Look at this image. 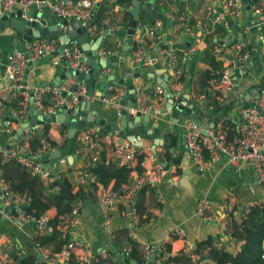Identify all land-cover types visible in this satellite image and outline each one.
Returning a JSON list of instances; mask_svg holds the SVG:
<instances>
[{
  "label": "built area",
  "instance_id": "2783aa9c",
  "mask_svg": "<svg viewBox=\"0 0 264 264\" xmlns=\"http://www.w3.org/2000/svg\"><path fill=\"white\" fill-rule=\"evenodd\" d=\"M161 1L164 2L165 0ZM254 1L256 2L254 3ZM97 2L98 0H85L76 4L73 0H57L46 3L54 16L65 21H71L77 29L87 23L86 33L92 37L99 34L98 27L92 24L96 14ZM247 5H252L250 8L253 17L251 27L247 25ZM201 8L202 14L190 11L192 26L182 28L176 19L171 18L172 25H170L168 35L172 37V40L175 41L185 36L193 39L194 44L187 49L182 60L176 56L174 50L166 48L165 55L166 58H169L167 70L170 74L168 91L159 85L154 86L150 91L137 87L134 89L136 104L128 109L130 115H143L149 111L159 113L160 108L165 106L168 98L171 97L176 100L183 97L185 88L182 79L185 78L188 70L181 68L179 64L190 63L192 56L198 50V46L203 43V40L212 46L215 61L222 65L219 78L213 81L214 87L221 94V100L227 99L233 91V72L236 69H240L242 72L247 71L251 65V28H256L261 36L257 40L262 41L261 52L264 63V0H203ZM17 9H20L21 17L26 21H38L36 15L41 12L40 0H0V18L8 17ZM229 22H232V26L229 25ZM234 26H238V29L235 30ZM65 29H63L64 32ZM179 29H182L181 34ZM153 32L147 30L150 37ZM119 44V40H116V46ZM23 45L9 55L6 71L3 75L0 73V80L4 77L10 80L9 85L0 87V119L5 120L4 131L7 134L12 133V127H21L23 119L29 114L31 105L40 115L50 117L63 109L66 112H74L81 102H89L91 99L84 84L77 86L76 92L69 91L70 87L77 84L75 77L66 79L58 86H40L32 91L26 84L27 58L31 61L43 58L55 52L59 47V42L56 39L49 41L39 38L30 41L23 40ZM80 55L79 43L75 40L71 41L62 53V59L66 62V70L78 71L79 73H87L90 70L85 62L80 61ZM110 55L111 52L107 50L100 52V56L103 58L110 57ZM131 62L135 69L145 68L149 65L148 58L139 47L133 51ZM105 73L107 75L108 71ZM244 75L246 76V74ZM109 90L111 91L112 87ZM67 93H71L69 98L65 96ZM150 93L155 98L152 104L146 105L144 101ZM122 95V89L117 88L104 101L109 106L121 110L123 108L119 105V101ZM13 98L21 99L19 110L7 109V103ZM45 98L52 102L49 107L43 103ZM189 102L206 104V107L208 105V109H211L208 100L203 95L190 92ZM237 111L235 124L223 121L213 125L212 128L203 130L191 119L181 122L183 140L187 146L191 164L199 173H203L217 164L250 167L257 183L264 190V153L262 152L264 149V90L261 89L260 94L256 97H248ZM52 125L56 126L55 124ZM39 127L26 130L25 135L15 139L9 148L0 155L5 161H14L31 175L38 177L40 182L47 187L46 191L54 193V184L58 180L55 173L60 171L55 166L56 172L53 173L52 169L42 162V158L58 149L52 147L45 139L41 141V147L35 152L26 147V142L40 132ZM74 145L73 155L75 158H82L75 180L83 186L86 193L88 192V169L98 161L101 155L105 156L106 164L115 162L129 171H134L133 181L125 187L124 193L117 194L102 187L96 192V213L103 217V225L105 226L110 224L109 212L112 207L119 202H129L135 208V198L138 191L145 186L154 189L160 182L162 173H164L159 163H155L150 172L139 174L135 171L138 166V156L143 155L145 161L152 156L151 151L149 148L137 147L117 132L101 134L97 127L90 126L77 134ZM28 203L29 199L26 195L10 190L3 179L0 168V215L15 223H31L35 233L46 230L50 219L49 214L38 213L32 207L30 209ZM236 205L237 202L233 195H229L222 205L227 219L220 222L219 233L228 239L230 217L236 213L234 211ZM261 206L264 208V194L262 198H257L244 207L241 215L236 219L237 222L240 223L244 220L245 213L249 208ZM80 208L81 204L76 205L73 211L64 217V224L57 227L58 231L62 233V239L65 240V245L61 251L50 255L45 248L35 245V252L42 259L41 261L37 259L34 264H92L94 256L91 245L74 235V230L81 218ZM195 214L207 223L216 220V208L205 197L198 200ZM173 234L177 237H183L178 231ZM164 245L165 242L156 246L143 245L140 248L143 253L141 264L150 262L154 250H158L156 255H159L160 252H167ZM215 245L218 249L223 248L221 241H216ZM128 250L129 248H126L123 252L127 254ZM14 251V246L9 243L7 250L0 254V264H11V255ZM186 254L190 257L195 256L189 249ZM17 255H20L18 251ZM110 257H112L110 253H100L95 259L101 261ZM155 264H161V259L157 260Z\"/></svg>",
  "mask_w": 264,
  "mask_h": 264
},
{
  "label": "crops",
  "instance_id": "0c3cea01",
  "mask_svg": "<svg viewBox=\"0 0 264 264\" xmlns=\"http://www.w3.org/2000/svg\"><path fill=\"white\" fill-rule=\"evenodd\" d=\"M48 1L55 2L57 0ZM73 1L79 4L85 0ZM141 3H149L151 5V10L156 14H162L171 25V18L176 19L181 26L184 23L185 16H188L191 20L190 11H195L196 14H202L203 12L201 8L203 0H165L164 2L161 0H142ZM132 7L133 0H98L96 6V19H98V22L101 24L99 34L92 37L89 36L88 44L83 46L84 50L81 49V54L84 55L85 59L92 58V51L90 49H94L95 43L90 42L96 41L97 38L102 35L105 26L109 31L120 32L122 34L120 38L114 35H106V37L103 38L97 58L100 60L110 58L112 60V65L109 68L101 70L102 76L95 81L94 95L89 102H85V111L88 114L93 113L101 117L100 123L106 133L110 132V125H117L120 128L121 122L119 120V114L122 109L118 110L115 107L109 106L104 99L111 95L114 90L120 88L123 91L120 100L124 96L127 97L125 106L122 107L126 109V107L130 105L131 99L134 97V95L128 94L127 81L129 79H132L135 89L141 87L146 89L145 91H150L156 85L163 86L164 73L168 75V78L170 77L168 70L163 72L166 61V48H163L164 45H179L181 48L175 49L174 53L182 60L187 53V49H189L187 48L185 50L183 46L189 43L191 48L194 44L193 39H189L187 42V37L185 36L173 41L172 37L168 35L170 26L168 29H163L160 20L156 18L152 19L148 16L145 17L144 14L147 12L138 14V24L135 34L130 36L128 31L131 29V25H128V22L124 20V14L125 11L131 10ZM43 17L46 20V17ZM65 30V33H67L68 29ZM147 30L154 31V35L150 37L147 34ZM146 36L149 37L148 44L145 43ZM56 40L59 42L58 38H56ZM74 40L78 42V38ZM116 40H119V46H116ZM261 43V40L258 41L256 47L260 52V61L263 67L261 74L257 75L254 68L250 65L247 71H243L246 76L244 75L236 81L233 80V86L238 89V98L230 99V96H228L232 106L228 109L227 116L231 123L235 124L237 121V110L241 106L240 101L245 102L248 97H255L251 92H254L256 88L261 90V87L264 85V63L262 59ZM79 45L82 46L81 44ZM137 47L145 49L143 52L149 62V65L145 68L135 69L131 62L133 51ZM157 47L162 48L161 51H159ZM19 48L20 46H17V40L11 29L0 31V73L2 75L5 73L8 66L9 55ZM101 50L111 52L110 57H101ZM205 50H210L211 53L212 46L203 40V43L198 46L196 53H202ZM195 54L192 56L190 63L179 64L181 68L188 70L184 81L182 79L184 88L193 65L195 69L191 81L197 77L198 72L208 69V58H204L203 61L201 60L198 62ZM64 69H66V65L61 58H54L46 65L33 67L32 70L26 73V84L32 91L43 84L49 86L57 76L64 74ZM105 71H108L107 75ZM135 74H139L140 77L134 78ZM110 78H113L116 85L112 86L111 91L108 89L107 95L102 99L106 84L109 83ZM249 79L251 81H249ZM235 82L237 86L234 85ZM9 84L10 80L8 78L4 77L0 80V87ZM61 84L62 83H60V85ZM165 84L166 88H168L169 80H167ZM190 92H192V85ZM70 94L71 93H67L65 95L66 98H69ZM172 99L171 97L168 98L165 106L160 108L159 113L150 116L147 127L136 129L128 128L124 131L123 136L124 138L131 136L136 137V144L150 149L152 156L144 161L142 173L150 172L154 164L158 163L154 155V153H156L162 162L172 167L170 173L171 180H168L165 174L162 173L158 185L154 189H151L152 191H147L150 193L146 194L144 202L145 213L147 215L144 217L148 219V222L145 224L138 225V219L135 217V208L129 202H119L112 207L109 212L110 224L108 226L103 225V217L96 213L97 201L95 206H88L90 215L86 217H82L81 215L80 221L74 230V235L76 238L83 239L91 245L92 254L94 256L92 264H132L122 256V251L129 248L130 241L133 242L136 249L140 250L145 244L148 246H156L164 242L167 244L169 235L176 231L180 232L183 237H177L172 241L170 246L171 255L183 252L191 258L193 262H197L199 261L198 259H200L199 257H205L207 255L208 249L206 247H200L199 254H195L194 257H190V255L186 254V251L189 249L194 253L193 250L196 249L197 243L207 239H211L214 243L216 241H221L224 251L229 255L236 254L237 252L240 244H234L230 237L228 239L219 233L220 222L227 219L225 211L222 208L223 202L229 195L235 197L237 205L234 208L236 213H234L233 216L237 219L241 215L247 201H253L263 197V195H261L262 191L258 183H256V185L252 183L253 180L255 182L257 181L250 167H233L217 164L203 173H199L193 168L188 149H186L187 146L183 140L181 122L191 119L203 130L212 128L214 123L206 119V116H197L198 111L201 114H203L202 112H206L208 105L206 107V104L202 105L200 103L202 107H198L192 105L188 101L185 107L189 110V115L186 108H184L182 112L178 111L176 108H171V106L169 108V105H175ZM146 100L147 99L144 101L145 104ZM10 103H13V100ZM181 105H184V103L182 102ZM132 107H134V105ZM7 109L12 110V108L8 106ZM163 110L166 111L165 114L161 113ZM144 115L145 114L141 116L143 117ZM28 119L29 114L23 121ZM176 119H179L180 122L174 124ZM4 121V119H0V154L6 151L10 144L18 138L17 132L19 131V128L12 127V133L7 134L4 131ZM55 125L56 126L49 125L47 137L57 146H63L62 126L58 124ZM39 126V131L42 132L44 126ZM90 126L97 127L96 124L88 125V127ZM173 126L175 128L172 130ZM174 139L175 144L170 150L172 153V161L165 162L162 160V148L164 145L170 144ZM49 157L50 155H47L42 158V162L47 167L48 165L46 162L49 161ZM81 161V157H76L72 165H69L66 157H63L55 162V166H57L59 171L64 172L71 168L72 171L70 176L75 180ZM127 171L133 179L134 171ZM135 171H137V167ZM114 183L115 182L111 180L109 188H112ZM54 187L55 196L53 197L51 193L46 190L37 193L42 202L51 206H54L59 198L66 195L65 188L61 183H55ZM87 188L88 191L94 193L96 199V192L101 189V186L97 184L93 176H88ZM255 193L259 196L252 197ZM204 197L216 208V220L212 223L202 221L195 214L198 200ZM49 216L51 215L49 214ZM98 216L102 217V219L98 218ZM35 234V230L31 223H15L0 215V254L7 250L8 244L10 243L20 255H28L32 249L35 251L33 240ZM100 253H110L112 257L97 261L95 257ZM201 264L214 263L204 261L201 262ZM226 264L233 263L227 261Z\"/></svg>",
  "mask_w": 264,
  "mask_h": 264
},
{
  "label": "trees",
  "instance_id": "16d2710c",
  "mask_svg": "<svg viewBox=\"0 0 264 264\" xmlns=\"http://www.w3.org/2000/svg\"><path fill=\"white\" fill-rule=\"evenodd\" d=\"M144 15L145 17L148 16L152 19H155V17L149 13H145ZM124 20L128 22V25L132 24V18L128 11H125ZM92 24H95L98 29L101 28V24L98 22V19H96V14ZM192 25L193 23L189 17L185 16L182 28ZM179 32L181 34L182 29H179ZM148 38V36L145 38L146 44L149 43ZM212 45H214L213 42ZM257 45L258 42L253 41L252 45L250 46V52H252V50L256 48ZM163 48H166L165 45ZM141 50L143 51L145 49L141 48ZM195 56L198 62L201 60L203 61L204 58H208V69L198 72L197 77L191 81L192 92L198 95H203L209 101V105L211 106V109L207 108L206 112H202L203 114L198 111L197 116H206V119L211 120V123H214V125L223 121L226 123H231L227 116L228 109H230L232 106L230 99L238 98V89L235 87L233 88L232 93L229 95L230 99L228 98L221 100L220 92L213 85V81L219 78V72L222 68L221 63L215 61L214 55L212 52L210 53V50H205L202 53H196ZM261 88L264 90V85ZM154 98L155 97L153 94L150 93L146 100V104H152ZM12 100L13 103H10ZM12 100L7 103V106L14 110H19L21 108V99L13 98ZM172 100L176 106H179L182 103V98ZM43 103L47 107L52 104L48 98H45ZM191 104L198 107L201 106L200 103ZM184 108L187 110V107ZM187 113L190 115L189 110H187ZM48 128L49 125H44L42 132L40 131L35 136L31 137L26 142L27 149L34 152L37 151L41 147V141L43 139L48 141L52 147L60 149L62 146H57L47 137ZM61 130L63 131V139L65 142L66 129L62 127ZM174 144L175 139L170 142V144L163 146L162 160L165 162L172 161V153L170 150ZM74 147L75 145L73 144V148ZM143 161L144 156L139 155L137 166V172L139 174H141L143 171ZM0 168L2 170L3 179L10 190L14 193L27 196L29 199L28 206H30V209L34 208L38 213H49L51 215L48 228L46 230L37 232L33 237L34 245H40L41 247L45 248L50 255L59 253L65 245V240L62 239V233L58 231L57 227L64 224V217L69 215L76 205L81 204V208L79 209L80 215L82 206L84 204H87L90 207L95 206L96 199L94 193L90 191L87 193L84 192L83 186L78 181L71 178V168L66 172H56L55 174L58 176L56 184L61 183L64 186L66 195L62 198H59L54 206H51L45 202H42L37 195L38 192L45 191L47 188L40 182L38 177L31 175L25 168L14 161H5L1 155ZM88 173L90 176L94 177L97 184L102 188L109 189L110 191L117 194L124 193V187L130 185L133 181L126 168L119 166L115 162L106 164L104 155H101L98 161L91 165V167L88 169ZM111 180L115 183L112 188H109V183ZM150 190L151 187L145 186L141 188L136 195L135 215L138 219V225L148 222V219L144 217L147 216L145 213L144 202L146 199V194L150 193L147 191ZM51 196L53 197L55 194L51 193ZM98 218L102 219L100 216H98ZM229 224L230 239L234 244H240L236 254L229 255L226 251H224V247L222 249H218L214 241L207 239L205 241L198 242L196 249L193 250L194 254L198 255L200 247H206L208 249L207 255L205 257H199L200 259H198L199 261L197 262H193L192 259L183 252L176 255H171V243L175 238H177L176 235L171 233L168 238V243L164 245L167 252H160L159 255H156L158 250H154L151 254L150 262L147 264H155V262L160 259L161 264H201V262L204 261H209L210 263L214 264H226L227 261H231L233 264H264V208L262 206L249 208V210L245 213L244 220H242L240 223H238L235 217L231 215ZM142 255V251L136 249L132 241H130L127 254L122 251V256L132 264H141L143 261ZM11 258V264H34V262L37 260V258L30 254L23 256L17 255V251L12 253Z\"/></svg>",
  "mask_w": 264,
  "mask_h": 264
},
{
  "label": "water",
  "instance_id": "95a60500",
  "mask_svg": "<svg viewBox=\"0 0 264 264\" xmlns=\"http://www.w3.org/2000/svg\"><path fill=\"white\" fill-rule=\"evenodd\" d=\"M48 0H40V9L41 12L36 15V18L38 21H26L21 17V11L20 9H17L14 13L10 14L8 17H2L0 18V31H4L6 29H11L14 32L15 39L17 40V46L23 47V40L30 41L31 39H48L49 41L52 39H59V47L55 52L50 53L49 55L40 58L36 61H31L29 58L26 60V66H27V73L33 69V67H39L46 65L48 62H50L52 59L60 57L63 63L66 65V62L62 59V53L64 49H66L69 44L71 43L72 40L78 38L80 46V51L81 49L84 50L83 46L88 44V35L86 33L87 30V23L85 26H82L80 28H75V25L71 21H65L62 20L56 16H54L50 8L47 7V2ZM60 1V0H58ZM112 1H118V0H112ZM142 0H133V7L131 10L128 12L132 16V24H131V29L128 31V34L130 36H133L135 34L136 28H137V17L138 14L141 12H147L150 15L154 16L157 20H160L162 23V28L163 29H168L171 23L164 17L162 14H156L151 10V5L149 3H141ZM256 1H254L255 3ZM253 3V4H254ZM252 5H247L246 6V19H247V25L249 27L252 26L251 21L253 20L252 17V12L250 10ZM46 17V20L44 17ZM229 25L232 26V22H229ZM66 28L68 29L67 33L63 31V29ZM234 29L237 30L238 26H234ZM252 32V41L258 42V38H261L258 30L256 28H251ZM106 35H114L116 37H121L122 34L120 32H114V31H109L108 28L105 26L104 27V32L100 37L97 38L96 41L90 42V43H95L94 49H90L92 51V58L90 59H85L84 55H80V61L85 62L88 67L89 71L87 73H79L78 71H71V70H66L64 69V74L57 76L53 82L49 85V87L53 86H58L61 82L65 81L66 79L70 77H75L77 80V84L73 87L69 88L70 92H76L77 86L84 84L86 86V89L88 90V95L90 98L93 97L94 95V87H95V81L102 76L101 70L109 68L112 65V60L110 58L106 59H99L98 57V52L99 48L101 46L102 40ZM189 41V38H187V42ZM165 47L167 49H180L181 47L179 45H169L166 44ZM189 43H187L185 46H183V49L189 48ZM159 51H161L162 48H158ZM168 62L169 58H166L165 65H164V70L163 72L167 71L168 69ZM250 64L254 68V71H256L257 75H260L262 72V65L260 61V52L257 48H254L251 53L250 57ZM195 66L193 65L190 69V73L187 79V82L185 84V89H184V95L182 97V102L184 105L176 106V105H169V108L173 107L176 108L178 111L182 112L184 110L185 104L189 101V94L191 91V80L193 77V72H194ZM244 73L240 69H236L233 72V80H237L240 77H243ZM139 74H135L134 78H139ZM163 86L166 88L165 82L168 80V75L164 73L163 75ZM249 81H251L249 79ZM113 85H116L114 83L113 78L109 79V83L106 84V89L103 92V97L102 99L105 98V96L108 93V89L112 87ZM235 86H237V83H234ZM42 87H45L46 85H41ZM127 86H128V94L129 95H134V85L132 82V79H129L127 81ZM168 91V89L166 88ZM255 92V93H254ZM254 92H251L253 96H258L260 94V90L258 88L255 89ZM126 96H124L120 101L119 104L121 107L125 106V101H126ZM241 105L244 104L243 101H240ZM136 104V100L133 97L131 99L130 105L126 107V109H122L119 114V120L121 122L120 128L117 125H110V132H117L121 137L124 136V131L126 129H136V128H141V127H147L148 121L150 116H153L155 113L153 111H149L146 113L143 117L140 114H137L136 116H132L128 113V109L132 108L133 105ZM86 108V103L81 102L80 105L75 109L74 112H66L64 109L61 110L58 113H55V115L47 117L40 115L37 113L32 105L29 107V119L25 120L22 122L21 127L18 129L19 131L17 132L18 137L25 135V131L28 129H35L37 126L41 125H52V124H58L61 125L66 129V138L63 146L54 151L53 153L50 154V159L49 161L46 162L49 168L52 169V172H56V167H55V162L63 157H66L67 162L69 165H72L75 156L73 155V144L75 141V138L77 134L81 131H84L88 125L90 124H96L99 132L101 134H105L106 131L103 128L101 122V117L96 116L95 114L91 113L88 114L85 111ZM162 114H165L166 111L163 110L161 112ZM77 115V116H76ZM180 120L176 119L174 121V124L179 123ZM175 127H172V130ZM17 138V137H15ZM127 139L134 143L137 147H141V145L136 144V137H127ZM9 148V147H8ZM187 149V148H186ZM262 152L264 153V149H262ZM155 158L157 159V162L161 165L163 168V172L165 176L167 177L168 180H171L170 178V173L172 171V167L165 164L162 162L159 157L154 153ZM254 185H256L257 182L253 180L252 182ZM260 187V186H259ZM262 194H264V190L260 187ZM259 196L258 194L255 193V195H252V197ZM252 200L247 201L245 206L249 204ZM244 206V207H245ZM244 209V208H243ZM81 215L82 217H86L90 215V211L88 210V205L84 204L82 206L81 210ZM30 255H33L35 258H37L39 261H41V257L37 255V253L32 249V251L29 253Z\"/></svg>",
  "mask_w": 264,
  "mask_h": 264
},
{
  "label": "rangeland",
  "instance_id": "374dc122",
  "mask_svg": "<svg viewBox=\"0 0 264 264\" xmlns=\"http://www.w3.org/2000/svg\"><path fill=\"white\" fill-rule=\"evenodd\" d=\"M179 56V55H178ZM180 58V57H179Z\"/></svg>",
  "mask_w": 264,
  "mask_h": 264
}]
</instances>
